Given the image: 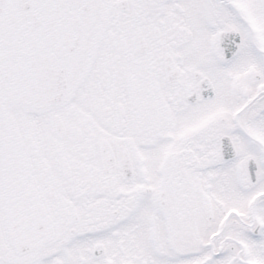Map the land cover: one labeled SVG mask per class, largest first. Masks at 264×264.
<instances>
[{
	"label": "snow or ice",
	"instance_id": "6c2138e0",
	"mask_svg": "<svg viewBox=\"0 0 264 264\" xmlns=\"http://www.w3.org/2000/svg\"><path fill=\"white\" fill-rule=\"evenodd\" d=\"M0 264H264V0H0Z\"/></svg>",
	"mask_w": 264,
	"mask_h": 264
}]
</instances>
